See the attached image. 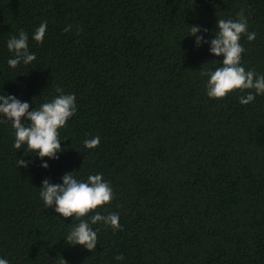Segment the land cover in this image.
I'll return each mask as SVG.
<instances>
[{
  "label": "trees",
  "instance_id": "1",
  "mask_svg": "<svg viewBox=\"0 0 264 264\" xmlns=\"http://www.w3.org/2000/svg\"><path fill=\"white\" fill-rule=\"evenodd\" d=\"M244 10L241 66L264 75V0H0V95L50 102L76 97L59 129L62 152L40 160L0 116V258L8 264H264V94H206L205 71L221 67L205 41L217 20ZM47 21L42 43L32 40ZM71 25V31L65 32ZM23 30L31 64L10 68L7 41ZM204 30H207L206 32ZM254 94V92H253ZM22 123H27L22 119ZM100 137L86 149L83 141ZM31 161L17 167V159ZM47 163L48 168L40 167ZM100 174L113 199L97 222L93 252L65 238L80 221L45 208L42 181ZM116 256H123L122 261Z\"/></svg>",
  "mask_w": 264,
  "mask_h": 264
},
{
  "label": "clouds",
  "instance_id": "2",
  "mask_svg": "<svg viewBox=\"0 0 264 264\" xmlns=\"http://www.w3.org/2000/svg\"><path fill=\"white\" fill-rule=\"evenodd\" d=\"M217 30L214 38L205 41L199 26H192L191 36L195 37L197 47L202 43H209L210 54L215 57H222L221 67L214 71H205L201 75L208 77L206 94L211 99H222L233 91L253 90L246 96L239 98L241 105H247L255 100L256 95L264 94V75L258 76L254 71H246L241 66V54L244 48L240 44L242 34H247L248 41L256 38V33L247 32V18L242 9L237 14V19L217 20ZM47 29V21L42 22L32 35V40L42 43ZM71 31V25L64 29ZM205 32L207 30H204ZM28 34L21 30L18 36H12L7 41V48L13 53V58L8 60L10 68L24 64H31L36 60L35 53L28 49ZM58 93L50 102L43 103L38 109L29 111V103L21 102L11 95H0V116L10 121L15 132V143L13 147L20 150L26 145L27 149L33 152L40 160H55L58 153L62 152L61 140L58 130L63 128L70 117L75 114L76 97L74 94H63V90L57 88ZM254 92V94H253ZM22 119L27 123H22ZM100 143V137L95 136L83 141L86 149H94ZM29 162L23 158L17 159V167H28ZM41 168L47 169L48 164L41 163ZM40 198L45 208L53 205L55 213L65 219L75 217L80 222L71 227L65 243L69 246H81L89 252H93L98 242L97 231L90 226L97 222L111 227L113 230H120L119 214L109 213L102 215L96 213L88 220L81 219L98 207L107 205L113 199V192L108 182L103 180L102 175H89L87 181H78L72 173L62 176V183L52 184L48 179L42 181ZM116 260L122 261L123 256H116ZM62 264H66L62 260ZM0 264H8L6 259L0 258Z\"/></svg>",
  "mask_w": 264,
  "mask_h": 264
}]
</instances>
